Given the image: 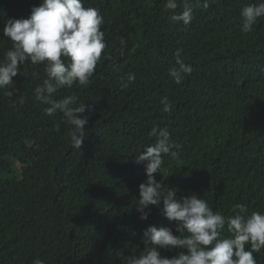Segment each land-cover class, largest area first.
<instances>
[{"label": "trees", "instance_id": "obj_1", "mask_svg": "<svg viewBox=\"0 0 264 264\" xmlns=\"http://www.w3.org/2000/svg\"><path fill=\"white\" fill-rule=\"evenodd\" d=\"M177 2L175 14L183 10ZM257 2L210 0L203 9L191 0L185 26L172 22L166 0H83L104 18L106 48L87 86L53 97L74 96L90 109L79 150L62 115H46L35 98L43 66H18L13 84L0 89V264H126L144 250L148 227L179 235L162 201L146 221L136 210L147 180L136 155L154 143L153 126L181 146L153 174L162 194H196L225 216L237 203L264 211V17L241 30L242 8ZM41 3L0 0V60L11 48L5 21L27 19ZM177 49L193 69L179 85L169 75ZM126 73L136 78L123 88ZM160 252L172 258L179 249ZM254 256L264 264V249Z\"/></svg>", "mask_w": 264, "mask_h": 264}, {"label": "clouds", "instance_id": "obj_2", "mask_svg": "<svg viewBox=\"0 0 264 264\" xmlns=\"http://www.w3.org/2000/svg\"><path fill=\"white\" fill-rule=\"evenodd\" d=\"M198 6L207 9L210 0H196ZM177 0H166L165 8L173 10L171 20L176 24L189 25L193 19L191 0H183L182 11ZM264 17V0L246 5L241 10L245 33L251 32L258 18ZM104 18L99 9L85 7L83 0H42L32 7L27 19H8L3 34L11 42V48L0 60V89L13 84L19 65L30 62L42 65L46 78L34 90L36 100L46 105L48 116L62 115V122L69 125L68 135L73 149L79 150L85 140V125L88 109L85 102L76 103L74 96L57 100L53 97L60 89L87 86L106 48L105 34L101 30ZM175 65L170 77L179 85L193 71L182 59V51L174 53ZM135 73H126L120 78L121 87L135 80ZM164 112L171 110L165 97L161 100ZM75 105V106H74ZM59 131V125L56 128ZM150 136L154 143L136 155V164H143L147 180L139 185L136 210L140 219L146 221L151 207H159L162 215L175 222L173 230L166 226H150L143 231V251L126 258V264H257L254 253L264 249V211L249 210L246 205L235 204L232 215L214 212L208 202L196 194L176 198V190L163 192V184L154 175L160 173L163 156H177L174 149L181 146L172 141L168 129L153 126ZM147 210V211H146ZM227 232L224 236L223 233ZM161 249H179L177 255L166 258ZM33 264H42L36 259Z\"/></svg>", "mask_w": 264, "mask_h": 264}]
</instances>
